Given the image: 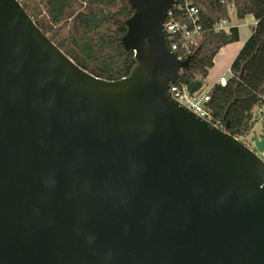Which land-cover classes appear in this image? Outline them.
Wrapping results in <instances>:
<instances>
[{
	"label": "water",
	"instance_id": "95a60500",
	"mask_svg": "<svg viewBox=\"0 0 264 264\" xmlns=\"http://www.w3.org/2000/svg\"><path fill=\"white\" fill-rule=\"evenodd\" d=\"M128 1L111 81L0 0V264H264V126L252 149L177 102L175 0Z\"/></svg>",
	"mask_w": 264,
	"mask_h": 264
},
{
	"label": "trees",
	"instance_id": "16d2710c",
	"mask_svg": "<svg viewBox=\"0 0 264 264\" xmlns=\"http://www.w3.org/2000/svg\"><path fill=\"white\" fill-rule=\"evenodd\" d=\"M40 29L81 68L96 77L119 80L134 66V53L126 52L122 37L125 21L134 9L128 0H19ZM188 2L199 11L201 35L183 44L192 49V61L179 77L192 94L200 93L218 52L239 40V29H217L231 21L253 17L257 22L230 68L226 84L217 83L210 91L211 121L228 127L237 137L252 129L254 110L264 100V0H176ZM234 4L231 9L230 5ZM187 19V17H185ZM181 54L180 51H178Z\"/></svg>",
	"mask_w": 264,
	"mask_h": 264
},
{
	"label": "built area",
	"instance_id": "2783aa9c",
	"mask_svg": "<svg viewBox=\"0 0 264 264\" xmlns=\"http://www.w3.org/2000/svg\"><path fill=\"white\" fill-rule=\"evenodd\" d=\"M230 8L233 9L234 4L230 5ZM185 17H187V19H185ZM199 22V11L196 7L191 5V3H177L175 0V4L168 12L165 20V29L168 33L172 50L177 53L180 60H186L188 57H191L192 49H189L185 44H183V47H181V45L185 40H194L201 35L202 26ZM228 26L229 22L223 20L217 25V29H228ZM178 51H180L181 54H179ZM182 72L183 70L180 75ZM170 93L181 105L188 108L202 119L212 123L210 109L208 107L210 92L203 95L200 93L192 94L187 85L179 84L177 81L170 86ZM258 111L261 115L260 119L264 123V102Z\"/></svg>",
	"mask_w": 264,
	"mask_h": 264
},
{
	"label": "crops",
	"instance_id": "0c3cea01",
	"mask_svg": "<svg viewBox=\"0 0 264 264\" xmlns=\"http://www.w3.org/2000/svg\"><path fill=\"white\" fill-rule=\"evenodd\" d=\"M234 11H232L233 13ZM229 22V28L236 27L239 29V40L223 47L214 59V66L209 71L207 81L213 87L217 83L226 84L227 72L230 73V68L237 57L238 53L249 39L252 34L253 27L256 26L257 22L253 17H246L245 19H239L232 17ZM235 13V12H234Z\"/></svg>",
	"mask_w": 264,
	"mask_h": 264
},
{
	"label": "rangeland",
	"instance_id": "374dc122",
	"mask_svg": "<svg viewBox=\"0 0 264 264\" xmlns=\"http://www.w3.org/2000/svg\"><path fill=\"white\" fill-rule=\"evenodd\" d=\"M232 17L236 18V14L233 12L232 13ZM227 78L230 77V73L227 72ZM212 89L211 84L207 81V78L205 80V85L203 90L200 92L201 95L206 94L208 92H210ZM261 115L258 111V109L254 110V120H253V126H252V130L249 132V134H247V136H243L240 137V141L243 142L244 144H246L247 146H249L250 148L254 149L255 145L253 142V135L254 134H259L262 131V128L264 126V123L261 121L260 119Z\"/></svg>",
	"mask_w": 264,
	"mask_h": 264
}]
</instances>
